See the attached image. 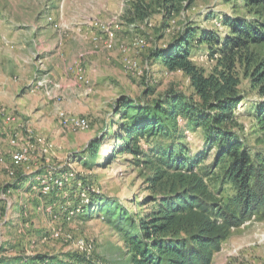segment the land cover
<instances>
[{
  "label": "rangeland",
  "instance_id": "1",
  "mask_svg": "<svg viewBox=\"0 0 264 264\" xmlns=\"http://www.w3.org/2000/svg\"><path fill=\"white\" fill-rule=\"evenodd\" d=\"M141 1L153 3L155 13L133 22V3ZM189 5L185 0L170 16L158 0H0V258L34 264L40 253L65 261L74 253L86 258L80 264H88L104 257L118 261L127 251L113 226L82 209L101 193L135 215L144 213L148 171L133 154L114 153L116 140L102 145L101 164L86 167L81 159L93 137L117 128L121 97L139 99L148 89L150 99L171 89L195 95L189 77L154 60L152 50L188 25L225 31L206 16L232 12L234 2ZM94 21L110 24L115 37L103 41ZM206 50L201 47L194 61L210 72L214 60ZM257 51L264 57V45ZM240 70L245 99L238 107L239 123L257 150L264 138L257 120L246 113L264 95ZM61 113L85 118L88 127ZM190 139L201 143L196 134ZM24 150L27 159L14 164L13 154ZM211 264H264V218L232 229Z\"/></svg>",
  "mask_w": 264,
  "mask_h": 264
},
{
  "label": "trees",
  "instance_id": "2",
  "mask_svg": "<svg viewBox=\"0 0 264 264\" xmlns=\"http://www.w3.org/2000/svg\"><path fill=\"white\" fill-rule=\"evenodd\" d=\"M158 1L170 16L185 7V0ZM226 1L234 2L232 12L206 16L220 21L225 31L188 25L169 44L152 50L154 60L189 77L195 95L171 89L150 99L148 89L139 99L123 96L116 107L121 118L117 128L88 142L81 159L86 167L101 164L102 145L116 140L114 153L133 154L147 169L149 192L142 201L146 211L137 215L106 194L85 204L82 210L103 217L122 235L127 249L118 261L104 257L88 264H211L232 229L255 216L264 218V146L256 150L245 140L238 112L245 99L240 68L264 95V57L257 51L264 45V0ZM193 3L189 0V7ZM131 12L134 22L155 9L141 1L133 3ZM201 47L214 60L210 72L194 61ZM253 104L246 114L257 120L264 138V101ZM191 133L200 144L191 142ZM84 260L74 253L67 261L40 253L31 262ZM0 264L30 260L0 258Z\"/></svg>",
  "mask_w": 264,
  "mask_h": 264
},
{
  "label": "built area",
  "instance_id": "3",
  "mask_svg": "<svg viewBox=\"0 0 264 264\" xmlns=\"http://www.w3.org/2000/svg\"><path fill=\"white\" fill-rule=\"evenodd\" d=\"M93 24H94V26L98 27V29H100L102 31V33H104L105 38L103 39V41H109L110 42V40H112L115 37L116 32L110 24L101 23L99 21H94ZM106 43H108V42H106ZM108 45H109V47H112L111 43H108ZM61 117L66 121L71 120L72 124H76L77 126H80L81 128L88 127V121L85 118H74V117H72L71 119H68V117L65 116L64 113H61ZM26 159H27V156H26L25 150L16 152L12 156L13 163L17 164V165ZM69 175L72 176V173L68 174V176Z\"/></svg>",
  "mask_w": 264,
  "mask_h": 264
}]
</instances>
